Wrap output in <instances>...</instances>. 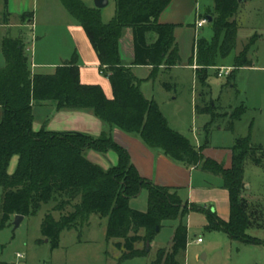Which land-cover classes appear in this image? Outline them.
Returning <instances> with one entry per match:
<instances>
[{
  "label": "trees",
  "instance_id": "16d2710c",
  "mask_svg": "<svg viewBox=\"0 0 264 264\" xmlns=\"http://www.w3.org/2000/svg\"><path fill=\"white\" fill-rule=\"evenodd\" d=\"M68 12L84 28L100 59V71L113 87L108 98L100 85L83 84L80 80L79 54L58 65L53 74H33L30 57L20 38L5 36L2 51L6 65L0 68V188L3 190L0 228L9 225L16 214L34 216L44 203L53 201L42 223V234L57 248L61 233L83 226L91 214L108 219L106 238L117 239L121 252L118 263L145 257L148 242L160 232L165 220H178L172 245L160 248L151 264H181L179 256L186 251L188 228L185 217L192 211L204 212L208 231H222L232 240L264 244V240L248 233L251 227H262L264 209L259 202L245 195V163L252 160L264 164V146L252 143L253 122L249 133L235 139L232 164L225 167L204 154L214 122L213 107L204 102L198 114H210L206 125V141L197 147L186 135L170 127L156 100H149L141 91L140 80L132 68L124 63L120 39L126 28L134 36L133 65L151 66L155 78L161 66L169 70L183 63L174 24H161L158 17L171 0H115L116 12L107 23L101 9L90 7L82 0H61ZM238 0H215L212 16V39L200 35L195 42L189 65L197 64L196 75L202 85L207 84L209 70L219 60L232 55L237 46L239 24L231 19L237 13ZM33 17L25 13L22 20ZM208 18V16L206 17ZM251 38L234 58V69L252 66L249 52L256 43ZM233 72L231 73V77ZM45 101H55L57 109L89 110L108 125L101 136L78 131H51L44 125L39 131L33 127L34 107ZM246 108L238 113L241 118ZM113 127L129 134H139L151 148L161 149L171 159L188 167L220 176L230 196V217L221 218L211 208L186 202L178 189L154 184L140 175L129 151L112 136ZM229 129L234 131V121ZM89 150L101 153L115 151L117 165L104 169L87 157ZM18 156L14 172H9L12 158ZM147 189L148 210L130 206V200ZM71 207L72 210L67 208ZM59 212L60 218L53 215ZM145 234L141 235V230ZM143 243L144 247L137 245Z\"/></svg>",
  "mask_w": 264,
  "mask_h": 264
},
{
  "label": "rangeland",
  "instance_id": "374dc122",
  "mask_svg": "<svg viewBox=\"0 0 264 264\" xmlns=\"http://www.w3.org/2000/svg\"><path fill=\"white\" fill-rule=\"evenodd\" d=\"M82 1L90 7L94 5V0ZM3 2L4 0H0V20L6 18ZM36 2V10L32 11L38 17V22L34 28L37 40L35 39L34 44H37L40 51H54L56 55L67 50L71 43L65 28L66 24L58 12L59 7L62 5L61 0H50L47 5L45 0H37ZM47 6L50 13H48ZM236 9L237 13L230 18L235 19L238 17L239 19L237 46L229 58L219 60V65L209 70L206 85H202L198 78L193 76L192 70L181 69L161 74L160 78L150 86V91L147 92H154L158 98H161L163 109L171 118L176 113L175 105L184 108L181 111L182 114H187V111L189 114L194 92L205 93L204 99L206 101H204L210 103L213 107L214 122L211 132L214 146L232 147L236 136L248 135L251 122H253L252 143L264 146V0L238 2ZM115 12V0H109V4L101 9L102 20L105 23L109 22L114 17ZM212 16L214 18L219 17L215 9ZM13 22L16 23V18L13 19ZM32 29L33 26L25 29L30 42ZM204 29L206 37L209 36L207 38L211 40L213 35L212 24L207 23ZM3 31L10 37H16L20 32V28L10 26L3 29L0 27V58L2 63H5L1 47V34H3ZM253 37L257 41L249 53L252 66L234 69L235 56L240 54L245 44ZM221 67L232 69L228 75L220 76L219 68ZM172 95L177 96L176 102L172 101ZM204 101L203 99L199 101L200 106H204ZM243 107L246 108V112L238 121L235 120L234 116L237 117ZM34 110L38 116H42L43 111L40 107L36 106ZM201 120L202 118L195 120L197 125L201 124ZM232 121L236 126L234 133L229 129ZM192 124L193 119L189 115L188 132H191ZM60 125L63 126V119H61ZM60 131L67 130L62 129ZM91 155H94L98 160L101 158L103 161H96V159L91 158ZM17 157L14 156L10 162L9 171L11 173L16 169ZM87 157L104 169H109L104 167L108 166V160L103 153L89 150ZM244 181L246 185L250 186L246 188L244 195L250 201L262 204L264 209V164L257 165L252 160H247ZM2 196L3 190L0 188V218L2 215ZM131 205L133 208L146 211L148 209V191L144 189L139 196L131 199ZM52 206L53 201L44 203L36 215L28 216L19 227H15L12 223L5 228H0V258L2 260H14L18 258V253H22L24 257L27 256L29 261L34 262L119 264L116 260L118 250L115 246L118 240L114 239L112 242L107 241L106 238L108 224L106 217L97 216L99 221L92 218L90 224L79 231L64 230L61 234L59 246L53 248L49 239L42 234L43 219L46 213L52 209ZM67 209L72 210L71 207ZM53 215L57 219L60 218L59 212L53 211ZM207 222L206 214L201 211H194L189 218L186 216L190 241L188 249L192 253L191 260L187 264H264V244L243 243L232 240L225 232L208 231L205 228ZM176 226L177 220H165L160 232L151 242L149 254L123 264H150V261L157 256L160 248L169 247L172 244V236ZM142 233L144 234V230H142ZM248 233L264 240V221L262 227H251ZM199 237L204 240L201 246H197L195 243V240ZM140 245H143V243ZM202 247L210 252L208 260L204 259L202 255L206 251L200 253L198 260L193 256L194 252L196 250L201 251L200 248ZM185 253L181 254V259L184 258ZM18 259L20 260V258ZM182 264H184V259Z\"/></svg>",
  "mask_w": 264,
  "mask_h": 264
},
{
  "label": "crops",
  "instance_id": "0c3cea01",
  "mask_svg": "<svg viewBox=\"0 0 264 264\" xmlns=\"http://www.w3.org/2000/svg\"><path fill=\"white\" fill-rule=\"evenodd\" d=\"M36 1L37 0H4L3 10L6 18L0 20V27L3 29L8 28L10 26H16L17 28H20V32L18 36L13 38H20L23 40L26 51L30 57V67L32 73L53 74L55 73L58 65H61L65 61L71 59L73 54L77 52L79 54L81 82L83 84L100 85L103 88L106 96L108 98H113L114 93H113L112 84L109 78L104 76L100 71V59L96 50L94 49L84 28L68 12V10L65 8L63 3H61L62 5L61 7H59L58 12L66 24L65 28L67 30L71 43V45H69V48L67 50L57 53L56 55L54 51H49V50L40 51L39 48L37 47V44L36 45L34 44L35 39L37 40V35L35 36L34 28L38 22V17L35 16L32 11L36 10V3H37ZM49 1L50 0H45L46 5L47 3H50ZM245 2H248V0H243V3ZM93 7H95V0ZM214 8H215V0H171L169 5L159 15L158 21L161 24L176 25L175 36L179 44L183 63L182 65L175 66L169 70H165V67L161 66L157 76L154 79L151 78L153 67L136 66L132 64L135 57L134 36H133L132 28H126L124 30V34L122 38L120 39V51H121L122 59L124 60V63L127 66H130L132 68L134 74L140 80L139 86L141 91L144 93L145 97L149 100H153V99L156 100V102L159 104L161 111L167 118L170 127L186 135L187 137L189 136V138L197 147H200L205 143L206 135H207L206 125L211 121L210 114L204 113L199 115L196 110L197 106L200 105L199 101L201 99H203V101L205 100L204 99L205 93L194 92L192 98L191 111L189 112V114L188 111L187 114L186 113L182 114L181 111L184 108H182L180 105H175L176 113L171 118V116H169L163 109L161 98H158V96L154 94V92L149 93L147 91H150L149 90L150 86L160 78L161 74L166 72H172L174 70H181V69L192 70L193 76L197 78L196 70L198 68V65L196 63L193 65H189V59L193 54V49L196 39L200 35L206 36L205 35L206 31L204 28L207 23H211V22L208 21L198 31L196 28V23L202 18L211 16V12H213ZM47 9H48V13H50V9L48 6ZM25 13H33V17H29V19H27L26 21L22 20L21 16ZM14 18H16V23L13 22ZM235 19L238 22L239 20L238 17H236ZM31 26H33L32 29L33 33H31L32 39L30 42L28 40V35L26 34L25 29L30 28ZM5 36L8 35L3 31V34H1L2 37L1 43L3 42ZM5 65H6V60L5 63H2V60L0 58V68L4 67ZM43 69H45V71H43ZM171 99L173 102H176L177 96L172 95ZM36 106L40 107L43 111V114H41L42 116H38L34 110L35 120L33 127L36 131H39L44 125H46L47 128L51 131H60L63 129L67 131L83 132L98 137L109 129L108 125L103 120H101L92 111L89 110H74V109L58 110L57 103L55 101H45L41 104H37ZM2 114H3L2 108L0 107V119L2 118ZM189 115H191L193 119V124L190 130L191 132H188L187 130ZM199 118H202L201 124L197 125L195 120H198ZM61 119H63V126L60 125ZM235 129L236 126L234 123V131L231 132L234 133ZM112 136L117 143H119L129 151L132 162L136 166L141 176L152 181L156 185L176 188L178 189V194L182 200L189 202L190 204L193 203L194 205H199L203 208H211L214 211H216L221 218L225 220L229 219L230 217L229 191L227 190V188H225L224 181L220 176L204 171L200 167L185 166L184 164L171 159L169 156H167L164 153L163 150L151 148L148 145H146L141 139L139 134H129L118 127H113ZM238 137L239 136H236L235 139ZM203 152L206 156L214 158L220 163H223L225 167H230L232 164V147L214 146L212 142V132H210L209 134V144L204 148ZM103 154L104 157L108 160V166H104V167L110 168L111 165L114 164L117 165L118 155L115 151L111 150ZM93 156L91 157L92 159H96V161H103V159L100 158V160H98L97 158H95V156L93 158ZM17 162H18V157H17ZM148 197H149V192H148ZM130 205H131V200H130ZM193 212L194 211L190 212L187 215V218H189L190 214H192ZM14 216L12 217V220L9 224L13 223ZM97 216L99 215L91 214L89 220L83 226L79 225L77 228L67 229V230L79 231L83 227L88 226L92 218H95V220L99 221ZM27 217L28 216H25L23 221ZM23 221L21 222V224L23 223ZM184 222L186 224V217L184 219ZM178 225H179V221L177 220V226ZM142 230L140 234L144 235L145 230H144V234L142 233ZM106 232H107V228H106ZM199 238L195 240L197 246H201L204 243V240H202V242H198L197 240ZM112 240L114 241V239ZM140 244L142 243H139L137 247L143 248L144 244L143 245ZM189 244L190 241L188 236V244H187V249L185 251L187 254L185 253V256L183 258L184 264H187L188 261L191 260L192 253L188 249ZM171 245L166 248H170ZM200 249L201 251L198 252L196 250L193 256L196 257V259L198 260L200 258V253L202 251H206L202 255L204 259L208 260L210 257V252H208V250H206L205 247H202ZM149 250L151 251V243L149 245ZM19 254L21 256H19ZM120 255L121 252L118 250V253L116 254L117 261L119 260ZM180 256H179V260L182 264L183 259H181L182 256L181 257ZM17 257L20 258V260L18 258L14 260H2V258H0V264H59L55 262L29 261L27 259V256L24 257V254L22 253H18ZM155 258L150 261V264L155 260ZM130 261L131 260H128L124 263Z\"/></svg>",
  "mask_w": 264,
  "mask_h": 264
},
{
  "label": "water",
  "instance_id": "95a60500",
  "mask_svg": "<svg viewBox=\"0 0 264 264\" xmlns=\"http://www.w3.org/2000/svg\"><path fill=\"white\" fill-rule=\"evenodd\" d=\"M239 2H243V0H239ZM108 4H109V0H95V7L98 9H102V8L106 7ZM208 21L212 22L211 16L208 17ZM246 187H249V186L246 185ZM24 217L25 216L21 215V214H16L14 216L13 224L15 225V227H19V225L23 221ZM147 245L149 246L150 242H148Z\"/></svg>",
  "mask_w": 264,
  "mask_h": 264
},
{
  "label": "built area",
  "instance_id": "2783aa9c",
  "mask_svg": "<svg viewBox=\"0 0 264 264\" xmlns=\"http://www.w3.org/2000/svg\"><path fill=\"white\" fill-rule=\"evenodd\" d=\"M207 22H208V18H202V19H200L199 21H197V23H196L197 31H198V30H199L204 24H206ZM197 37H198V34H197ZM231 69H232V68H227V69H225V67H221V68H219V75H220V76H222V75H228ZM197 241H198V242H202V239L199 238ZM19 256H21V255L19 254Z\"/></svg>",
  "mask_w": 264,
  "mask_h": 264
}]
</instances>
